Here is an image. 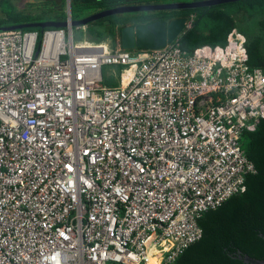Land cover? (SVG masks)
I'll use <instances>...</instances> for the list:
<instances>
[{
	"label": "built area",
	"instance_id": "1",
	"mask_svg": "<svg viewBox=\"0 0 264 264\" xmlns=\"http://www.w3.org/2000/svg\"><path fill=\"white\" fill-rule=\"evenodd\" d=\"M66 12L0 32V264H174L256 173L240 140L264 118V73L236 29L190 53L123 50L75 40Z\"/></svg>",
	"mask_w": 264,
	"mask_h": 264
},
{
	"label": "trees",
	"instance_id": "2",
	"mask_svg": "<svg viewBox=\"0 0 264 264\" xmlns=\"http://www.w3.org/2000/svg\"><path fill=\"white\" fill-rule=\"evenodd\" d=\"M145 1L153 0H70V17L71 21L78 20V12L96 13ZM45 2L51 6L50 12L55 13L63 8L65 0ZM0 9L4 15L0 27L44 22L40 17L17 11L11 0H0ZM190 15L194 16L192 25L178 40L181 50L190 53L200 46H222L230 31L236 29L245 38L248 67L264 73V0H244L195 10L126 14L95 23L108 22L109 25L102 27L109 28L108 31L94 33L93 28L86 31L98 42L108 36L113 39L116 33L130 27L135 32L136 49H159L165 46L162 34L168 22ZM57 18L64 21L65 14L60 13ZM104 85L114 87L116 83L106 80ZM240 145L256 173L245 178L243 193L202 215L198 221L201 238L184 250L174 264H245L238 259L240 255L264 260V118L253 132L243 133Z\"/></svg>",
	"mask_w": 264,
	"mask_h": 264
},
{
	"label": "water",
	"instance_id": "3",
	"mask_svg": "<svg viewBox=\"0 0 264 264\" xmlns=\"http://www.w3.org/2000/svg\"><path fill=\"white\" fill-rule=\"evenodd\" d=\"M244 0H202L194 1L189 3H172V4H161V5H130V6H119L110 8L97 12L95 14L89 15L80 20H73L70 26L74 29H80L88 27L100 20L115 17L118 15L134 14V13H152V12H162V11H185V10H195L199 8H208L213 6H218L222 4L234 3ZM67 6L70 11V0H66ZM187 18H179L170 21L163 31L164 40L168 43H172L187 31L186 30ZM66 21H44L37 23H28L15 26L0 27V32H8L15 30H26V29H38L44 30L46 28H65ZM121 43L123 49H131L134 46V36L133 30L131 28H126L121 32ZM239 260H242L245 264H264L263 261L254 260L248 256H239Z\"/></svg>",
	"mask_w": 264,
	"mask_h": 264
},
{
	"label": "rangeland",
	"instance_id": "4",
	"mask_svg": "<svg viewBox=\"0 0 264 264\" xmlns=\"http://www.w3.org/2000/svg\"><path fill=\"white\" fill-rule=\"evenodd\" d=\"M22 1L23 0H18L17 2H15V5L19 4ZM190 1H192V0H153L150 2L149 1L141 2L139 5H161V4H172V3H189ZM13 4H14V2H13ZM130 5H133V4L129 3V6ZM134 5H136V4H134ZM24 7H25V9L23 11L19 10V8H17V7H16V10L19 12H23L24 14H28V15L32 16L33 18L40 17L43 21H57L58 20L57 16H59L60 13L61 14L64 13L65 18L67 16V12H66L67 2H66V0L64 2L63 8L57 9V11L55 10L56 11L55 13L50 12L51 6H49V4H47L46 2L45 3L44 2L34 3V5H31V6L25 5ZM92 12H93V10L92 11H85V12H78L77 13L78 20L82 19L86 13L90 14V15L95 14V12H93V13ZM1 19H4V15L2 14L1 9H0V20ZM107 25H109L108 22L107 23H99L98 25L94 23V24L86 27V29L87 28H93L92 30L94 33H97V32L102 33V31H108L109 28H107V29L102 28L103 26L105 27ZM1 27H6V26L2 25ZM116 34H118V33H116ZM73 35H74L75 40H82V39H86L89 41L97 40V39H94L92 35H90V37H89V34L87 33V31L83 32L80 29H74ZM111 39L112 38L108 36L106 38V41H110ZM113 39L115 40L116 37H114ZM102 72H103V77L105 80L115 79V75H117V68L112 67V66L104 67Z\"/></svg>",
	"mask_w": 264,
	"mask_h": 264
},
{
	"label": "flooded vegetation",
	"instance_id": "5",
	"mask_svg": "<svg viewBox=\"0 0 264 264\" xmlns=\"http://www.w3.org/2000/svg\"><path fill=\"white\" fill-rule=\"evenodd\" d=\"M12 2H14V6L15 8H19V10L23 11L25 9V5H28V6H31V5H34V3H41V2H44V0H23L22 2H20L19 4H16L15 5V2H17L18 0H11ZM194 1H202V0H192L190 2H194ZM119 7V6H118ZM162 12H169V11H162ZM118 16H123V15H118ZM181 18H186V17H181ZM176 19H179V18H176ZM175 20V19H173ZM172 21V20H171ZM129 28V27H127ZM120 33V31H119Z\"/></svg>",
	"mask_w": 264,
	"mask_h": 264
},
{
	"label": "crops",
	"instance_id": "6",
	"mask_svg": "<svg viewBox=\"0 0 264 264\" xmlns=\"http://www.w3.org/2000/svg\"><path fill=\"white\" fill-rule=\"evenodd\" d=\"M169 23V22H168ZM130 28V27H129ZM80 30L81 31H83V32H85L86 31V27H85V30H82L81 28H80ZM133 36H134V45H135V32H134V30H133ZM116 39L114 40V39H111L109 42L112 44V48H115V47H117V48H121L122 49V43H121V33H119L118 32V34H116ZM168 42H166L165 41V45L167 44ZM123 50H138V49H136L134 46H133V48H131V49H123Z\"/></svg>",
	"mask_w": 264,
	"mask_h": 264
},
{
	"label": "bare ground",
	"instance_id": "7",
	"mask_svg": "<svg viewBox=\"0 0 264 264\" xmlns=\"http://www.w3.org/2000/svg\"><path fill=\"white\" fill-rule=\"evenodd\" d=\"M89 41V40H88ZM151 264H157L156 262H154V259L152 260Z\"/></svg>",
	"mask_w": 264,
	"mask_h": 264
}]
</instances>
